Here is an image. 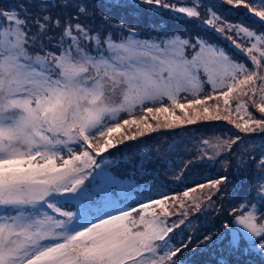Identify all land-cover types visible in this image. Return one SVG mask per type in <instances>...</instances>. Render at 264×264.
Segmentation results:
<instances>
[{"label": "snow or ice", "instance_id": "6c2138e0", "mask_svg": "<svg viewBox=\"0 0 264 264\" xmlns=\"http://www.w3.org/2000/svg\"><path fill=\"white\" fill-rule=\"evenodd\" d=\"M140 2L197 20L202 7L200 0L179 7L167 0ZM221 3L243 7L255 18L253 25L227 21L211 7L208 19L200 22L227 40L251 68L202 36L138 39L129 28L117 40L80 22L87 14L84 4H72L75 15L62 24L50 9H67L70 0L41 2L34 13L25 5L0 10V264H184L179 257L191 237L176 247L175 231L186 223L189 209L199 212L202 202L214 205L213 196L228 177L172 196H145L136 208L121 207L107 186L122 181L102 165L112 162L104 154L128 141L201 120H223L242 133H264V117L257 119L249 111L250 102L264 114V30H256V25L264 29V0H257L258 7L248 0ZM241 37L248 47L237 43ZM205 84L211 94L200 98ZM138 110L142 115H136ZM122 114L128 118L121 119ZM241 139L236 135L229 150ZM205 158L213 157H200ZM150 162L146 154L136 167L148 175L145 165ZM173 163L183 164V174L194 162ZM258 168L264 180V155ZM97 181L102 183L97 186ZM157 181L154 177L151 187L145 181L144 189L154 190ZM260 192L261 200L250 207L247 197L242 199L239 210L244 214L234 222L248 242L242 251L254 248L264 255V221L257 222L264 208V183ZM73 206L75 211L68 210ZM173 216L180 218L170 222ZM210 240L206 236L201 243ZM240 250L233 238L229 254ZM220 264L227 261L222 258Z\"/></svg>", "mask_w": 264, "mask_h": 264}, {"label": "rangeland", "instance_id": "374dc122", "mask_svg": "<svg viewBox=\"0 0 264 264\" xmlns=\"http://www.w3.org/2000/svg\"><path fill=\"white\" fill-rule=\"evenodd\" d=\"M41 2L51 3L52 0H0V10L25 5L30 12L34 13ZM55 2L60 3L61 0H55ZM167 2L179 7L191 5L193 0H167ZM248 2L258 7L257 0H248ZM72 4L86 6L87 14L79 17L80 22L95 31L104 34L112 33L117 40L121 36H126L129 28H134L138 34L137 38L143 39H158L165 37V34L173 33H179L182 37L192 39L202 36L211 41L214 38V43L223 46L234 60L246 63L249 68L252 67L243 56L236 53L227 40L206 29L200 22L208 19V8L211 7L227 21L253 25L255 18L250 17L243 7L233 8L222 4L221 0H200L202 7L199 20L185 18L183 14L150 6L141 3L140 0H70L67 9L58 7L50 9V11L54 15H59L63 24L66 16H74L76 13V8ZM105 17L108 18L107 21L104 19ZM75 22L73 20V23ZM121 25L124 26L123 29L120 27ZM256 30L264 29L260 25H256ZM32 31H35L34 26ZM54 31L59 33L60 29ZM237 43H241L242 47L249 46L244 37L238 39ZM187 54L192 55L191 49ZM260 74L264 75V71H260ZM208 94H211V86L205 84L200 98ZM240 99L247 98L240 97ZM181 102L184 101L181 100ZM209 103H216V101H209ZM219 103L221 115L226 114L223 112V101L221 100ZM236 103L237 100L233 98V109ZM249 111L257 119L264 117V114L258 113L250 102ZM177 114H179V110H177ZM136 115L139 116L142 113L138 110ZM126 118H128L127 115L122 114L121 119ZM233 118H236L235 114H233ZM152 123L155 122L152 121ZM133 130L135 129L133 128ZM152 135L161 139L151 140ZM236 135H240L242 139L232 145L229 150L228 145ZM204 141L208 143L205 144ZM110 153V155L106 153L104 156L112 162L102 165V167L109 175L112 174L117 181H122V183L108 184L107 193L121 207L136 208V201L143 200L145 196L152 198H159L161 194L172 196L197 184H207L210 180L227 176V183L223 184L221 191L213 196L214 205L212 207H204L202 202L199 212L189 209L187 221L175 231L172 243L176 247H181V239L184 243H188V238L191 237V243L188 244L184 255L179 257L184 264H220L222 258L227 261V264H264V255L256 249L242 251L248 242L243 237V233L238 231L241 226L234 222L236 215L244 214L239 210L244 197H247L248 207L261 200L260 184L264 183V180L259 179L262 170L258 168V162L261 155H264V133H242L232 124L223 120H201L174 129H158L149 132L144 137L111 149ZM146 154L152 158V162L145 165L150 170L149 174L143 175L136 165ZM203 156L213 158L200 159ZM250 157H255V160H251ZM97 159L99 160V157ZM181 160L185 163L194 162L185 169L183 174H181L183 164L175 167L173 163H178ZM177 175H181V179L175 180L174 177ZM154 177L158 178L155 189L146 191L143 187L144 182L147 181L151 187ZM100 183L102 181H97V186ZM234 185L237 186L236 190L233 188ZM208 192L209 189L205 188L204 194ZM196 195H200V193H196ZM96 199H101L100 193H97ZM233 209H237V211L233 212ZM68 210L75 211L76 207L73 206ZM247 210L248 208L244 209V211ZM135 215L137 213H134ZM258 217V223L264 221V208L260 209ZM179 218L173 216L170 218V222ZM206 236H211L212 240L202 244L201 242ZM233 238L238 241V248L241 250L229 254L230 241Z\"/></svg>", "mask_w": 264, "mask_h": 264}, {"label": "trees", "instance_id": "16d2710c", "mask_svg": "<svg viewBox=\"0 0 264 264\" xmlns=\"http://www.w3.org/2000/svg\"><path fill=\"white\" fill-rule=\"evenodd\" d=\"M138 39H143V38H139L138 37ZM147 39V38H146ZM214 38L210 41V42H212V43H214ZM153 139H155L156 141H158V140H160L161 138L160 137H155L154 135H152V137H151V140H153ZM111 176H112V174H110ZM229 177H231V176H229ZM233 177H235V176H233Z\"/></svg>", "mask_w": 264, "mask_h": 264}]
</instances>
